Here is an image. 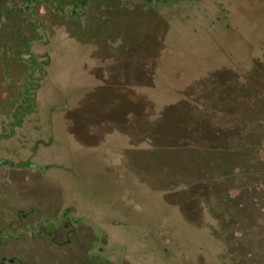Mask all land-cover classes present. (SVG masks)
<instances>
[{
	"label": "rangeland",
	"instance_id": "obj_1",
	"mask_svg": "<svg viewBox=\"0 0 264 264\" xmlns=\"http://www.w3.org/2000/svg\"><path fill=\"white\" fill-rule=\"evenodd\" d=\"M25 1L0 0V98L27 68L7 44L33 38L54 181L122 264H264V0H63L34 20Z\"/></svg>",
	"mask_w": 264,
	"mask_h": 264
},
{
	"label": "flooded vegetation",
	"instance_id": "obj_2",
	"mask_svg": "<svg viewBox=\"0 0 264 264\" xmlns=\"http://www.w3.org/2000/svg\"><path fill=\"white\" fill-rule=\"evenodd\" d=\"M91 1L71 0V14L85 12ZM44 3L63 10V0H26L21 9L28 20H34L28 13ZM37 31L34 29L32 36L42 38ZM33 40L23 38L17 47L7 44L13 65L23 61L27 68L18 77L16 92L9 93L5 84L7 93L0 98V264H59L65 259L73 264H118L119 255L122 264V247L110 243L107 222L90 217L54 181L53 177L67 168L51 155L57 143L53 121L45 128L33 125L42 122L36 117L38 100L51 57L47 51L29 53ZM49 43L47 37L42 46ZM15 55L17 60L11 59ZM68 169L73 172L72 167Z\"/></svg>",
	"mask_w": 264,
	"mask_h": 264
},
{
	"label": "trees",
	"instance_id": "obj_3",
	"mask_svg": "<svg viewBox=\"0 0 264 264\" xmlns=\"http://www.w3.org/2000/svg\"><path fill=\"white\" fill-rule=\"evenodd\" d=\"M259 123V122H258ZM258 123H255V124H257L258 125ZM249 125V124H248ZM261 127V126H260Z\"/></svg>",
	"mask_w": 264,
	"mask_h": 264
}]
</instances>
